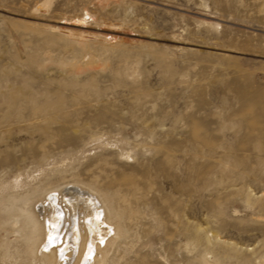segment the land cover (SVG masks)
Returning a JSON list of instances; mask_svg holds the SVG:
<instances>
[{
  "label": "rangeland",
  "instance_id": "374dc122",
  "mask_svg": "<svg viewBox=\"0 0 264 264\" xmlns=\"http://www.w3.org/2000/svg\"><path fill=\"white\" fill-rule=\"evenodd\" d=\"M74 182L110 264H264V0H0V264H43L12 203Z\"/></svg>",
  "mask_w": 264,
  "mask_h": 264
},
{
  "label": "bare ground",
  "instance_id": "6f19581e",
  "mask_svg": "<svg viewBox=\"0 0 264 264\" xmlns=\"http://www.w3.org/2000/svg\"><path fill=\"white\" fill-rule=\"evenodd\" d=\"M105 196L94 187L74 182L49 188L36 199L13 202L18 218L24 221L23 231L27 245L33 248L34 261L110 264V251L123 242L125 232L121 227L124 221H117L123 216L110 207ZM30 234L34 235L32 242ZM203 264L212 263L203 258Z\"/></svg>",
  "mask_w": 264,
  "mask_h": 264
}]
</instances>
